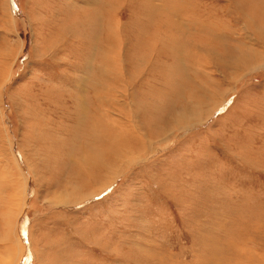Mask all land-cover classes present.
<instances>
[{
	"label": "rangeland",
	"instance_id": "rangeland-1",
	"mask_svg": "<svg viewBox=\"0 0 264 264\" xmlns=\"http://www.w3.org/2000/svg\"><path fill=\"white\" fill-rule=\"evenodd\" d=\"M9 1L0 264H262L264 0Z\"/></svg>",
	"mask_w": 264,
	"mask_h": 264
},
{
	"label": "bare ground",
	"instance_id": "bare-ground-1",
	"mask_svg": "<svg viewBox=\"0 0 264 264\" xmlns=\"http://www.w3.org/2000/svg\"><path fill=\"white\" fill-rule=\"evenodd\" d=\"M9 5H10V1L8 0V7H9ZM9 10H11L10 8H8ZM112 25V24H111ZM111 33V32H110ZM115 65V64H114ZM83 102V101H82ZM83 109V108H82ZM81 109V110H82ZM109 116V115H108ZM95 120V119H94ZM100 122H103V121H101V119H97V121L94 123V127L92 128L93 130H94V132H95V135L93 136L94 138H93V142L94 143H96L97 145H102L103 146V140H106V137H107V141L112 145V141H111V139H110V137L109 136H111V133L109 132V128H108V126H107V124H104V123H102L104 126H102L101 124H100ZM104 122H106V121H104ZM113 123V122H112ZM114 124V123H113ZM100 125V126H99ZM121 125V124H120ZM99 127H100V129H99ZM118 129V128H117ZM99 130L101 131V132H99ZM122 130V129H121ZM126 130H128V129H126ZM131 132V131H130ZM90 137V135H88L87 136V138H89ZM134 137V136H133ZM126 139V138H125ZM123 141V140H122ZM105 142V141H104ZM113 147V146H112ZM111 147V148H112ZM97 148H98V146H97ZM110 148V145L108 146V148L107 149H109ZM93 149H95V147H93ZM110 150V149H109ZM97 155H98V152L96 151V149H95V152L92 154V156H91V160L93 161L94 159L96 160H94V162H92V164L95 166V165H97L98 163H99V159H100V157H102V156H99V157H97ZM97 157V158H96ZM85 160V159H84ZM101 163V162H100ZM80 166H82V164L80 165ZM83 167V166H82ZM97 167H98V165H97ZM117 169V168H116ZM214 260V259H213ZM11 261H13V260H11ZM10 262V261H9ZM262 264H264V261H262Z\"/></svg>",
	"mask_w": 264,
	"mask_h": 264
}]
</instances>
